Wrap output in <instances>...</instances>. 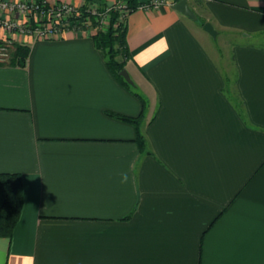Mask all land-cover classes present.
<instances>
[{
    "label": "crops",
    "instance_id": "0c3cea01",
    "mask_svg": "<svg viewBox=\"0 0 264 264\" xmlns=\"http://www.w3.org/2000/svg\"><path fill=\"white\" fill-rule=\"evenodd\" d=\"M187 1L196 20L127 17L145 110L89 33L22 37L25 67L0 64V173L24 194L0 264H264V0ZM143 112L149 153L109 115Z\"/></svg>",
    "mask_w": 264,
    "mask_h": 264
},
{
    "label": "built area",
    "instance_id": "2783aa9c",
    "mask_svg": "<svg viewBox=\"0 0 264 264\" xmlns=\"http://www.w3.org/2000/svg\"><path fill=\"white\" fill-rule=\"evenodd\" d=\"M52 3L51 0H0V64L9 63L13 56V43L22 37L36 40H58L67 32H91L93 23L102 26L108 21L110 9L101 12L98 4ZM174 0H151L138 9L149 11L162 6L172 7ZM113 10L127 17L130 10L118 1ZM21 44V43H20Z\"/></svg>",
    "mask_w": 264,
    "mask_h": 264
},
{
    "label": "trees",
    "instance_id": "16d2710c",
    "mask_svg": "<svg viewBox=\"0 0 264 264\" xmlns=\"http://www.w3.org/2000/svg\"><path fill=\"white\" fill-rule=\"evenodd\" d=\"M87 3H104L106 0H85ZM127 5L130 13H133L141 5L140 0H120ZM179 2L181 0H174ZM118 13L111 14L109 29L99 31L92 36L94 44L105 57L107 67L113 76L127 89L132 91L142 102L146 109V99L135 89L134 84L128 83L120 72L126 69L127 62L132 58L127 43V25L118 21ZM14 54L9 64L17 67H25L30 48L27 45L13 43ZM135 127L136 142L141 152H148L146 139L142 132L144 112L138 117L119 116L109 114ZM24 205L23 179L18 173H0V237L11 238L20 219Z\"/></svg>",
    "mask_w": 264,
    "mask_h": 264
},
{
    "label": "rangeland",
    "instance_id": "374dc122",
    "mask_svg": "<svg viewBox=\"0 0 264 264\" xmlns=\"http://www.w3.org/2000/svg\"><path fill=\"white\" fill-rule=\"evenodd\" d=\"M80 1H85V0H80ZM80 1L74 3L72 2L73 4H79L81 3ZM120 1V0H106L104 3H94V4H98L99 8L101 9V12H105L107 9H110L109 11V18H108V21H106V23L102 26L101 24H96L95 22L93 23V27L91 28V32H88L91 36H93L94 34H96L97 32L99 31H104L106 32L109 27H110V24H111V14L113 12H117L119 17H118V21L120 22H123V23H126V20H127V17H124V18H121L120 16V12L118 11H115L113 10L115 4ZM52 3L56 2V3H62V2H66V3H71L69 1H63V0H51ZM86 2V1H85ZM251 40V39H250ZM255 41L257 44H262L264 45V35L258 37L257 39L253 40ZM208 45L210 47V51L214 54V56L217 58L221 57L222 59V67L224 69L225 72H235V67H234V64L232 62V59H231V55H230V45L228 47H226L225 45L221 44L222 43V40L219 38V39H211L210 37H208ZM221 44V45H220ZM218 45H220V48L219 50L218 49ZM223 46V47H222ZM218 52V54H217ZM13 54H14V51H13Z\"/></svg>",
    "mask_w": 264,
    "mask_h": 264
},
{
    "label": "water",
    "instance_id": "95a60500",
    "mask_svg": "<svg viewBox=\"0 0 264 264\" xmlns=\"http://www.w3.org/2000/svg\"><path fill=\"white\" fill-rule=\"evenodd\" d=\"M172 7L174 10L178 11L179 13L183 14L184 16H186L192 20L197 19L195 12L191 9L187 0H181L177 3H175ZM204 30L206 32H208L212 37H214V38L217 37V32L215 31V29L211 23H209V22L205 23L204 24ZM120 75L123 76L124 79L128 83L133 84V81L130 78L129 73L127 72L126 69L122 70L120 72Z\"/></svg>",
    "mask_w": 264,
    "mask_h": 264
}]
</instances>
